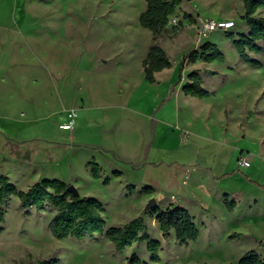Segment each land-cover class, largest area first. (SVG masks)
Segmentation results:
<instances>
[{
	"label": "rangeland",
	"instance_id": "obj_1",
	"mask_svg": "<svg viewBox=\"0 0 264 264\" xmlns=\"http://www.w3.org/2000/svg\"><path fill=\"white\" fill-rule=\"evenodd\" d=\"M145 9L146 0H0V174L22 191L43 179L73 185L78 198L104 205L106 228L142 218L161 244L160 261L151 260L145 243L118 252L105 235L57 239L53 206L26 215L13 196L1 225L0 264H130L134 255L141 264H238L252 252L264 262V189L257 188L264 186V53H249L261 63L253 68L227 36L249 32L243 2L182 0L170 18L180 26L158 40L172 67L156 84L141 66L152 44L139 24ZM255 17H264V7ZM202 19L235 26L201 38ZM205 42L226 60L185 68L186 75L200 73L210 100L177 96L159 109L183 56ZM71 111L82 121L77 133L60 128ZM241 156L252 166L236 168L238 177L212 178L234 169ZM92 157L105 169L99 179L89 172ZM113 169L124 176H112ZM150 186L156 190L143 191ZM226 191L239 203L236 214L224 209ZM151 199L159 209L186 207L199 238L183 245L173 231L164 236L152 210L145 211ZM234 231L240 234L229 238Z\"/></svg>",
	"mask_w": 264,
	"mask_h": 264
},
{
	"label": "trees",
	"instance_id": "obj_2",
	"mask_svg": "<svg viewBox=\"0 0 264 264\" xmlns=\"http://www.w3.org/2000/svg\"><path fill=\"white\" fill-rule=\"evenodd\" d=\"M244 6L243 18L249 28V32L235 39L233 34L227 36L232 40L239 57L249 63L253 68L261 67V63L251 59L249 53H264V17H255V13L264 7V0H242ZM182 0H146V9L139 16L141 27L152 33V44L142 62L145 80L155 83V74L164 69L171 68L170 59L165 50L159 45L158 40L166 31L170 17L174 16L180 7ZM187 18H192L187 16ZM226 57L216 44L205 42L200 49L193 48L182 58L179 67L178 81L187 63L195 64L199 61L205 63L224 62ZM209 75L215 72L207 71ZM188 82L182 90L185 95L199 99H208L212 93L203 87V79L198 71H192L187 76ZM174 88V86H173ZM90 173L93 178L101 177V169L96 162H91ZM119 171H114L113 176L120 177ZM247 179L252 183L248 177ZM110 179L105 178L103 184H109ZM68 184L59 179H43L34 183L26 191L19 190L5 175L0 174V234L1 226L5 221V206L13 196L20 200V206L24 213L29 214V209L42 210L51 205L56 214L50 222V231L53 237L65 239L68 237L83 240L94 236L105 235L118 252H123L133 244L145 243L151 260L160 261L159 251L161 244L154 240L147 232L145 221L136 218L123 227L106 228L103 217L104 205L95 198H76L68 191ZM264 189V186L257 184ZM143 191H153L152 188H144ZM226 201L228 209L233 208V201ZM155 221L164 236L174 232L178 243L186 245L196 241L200 231L194 222V217L183 207H170L166 210L154 208L152 210ZM37 264H52L50 260H43ZM130 264H141L138 256L130 259ZM238 264H264L256 253H249L238 261Z\"/></svg>",
	"mask_w": 264,
	"mask_h": 264
},
{
	"label": "crops",
	"instance_id": "obj_3",
	"mask_svg": "<svg viewBox=\"0 0 264 264\" xmlns=\"http://www.w3.org/2000/svg\"><path fill=\"white\" fill-rule=\"evenodd\" d=\"M258 12V11H257ZM256 12V13H257ZM256 13H255V15H256ZM143 60L144 59H142V61H141V66H142V62H143ZM105 62V61H104ZM181 63V62H180ZM171 67H172V65H171ZM179 67H180V65H179ZM142 69H143V66H142ZM165 70H167V69H164L163 71H161V72H157L156 74H155V79H156V81H155V83H152V84H156V82H157V80H158V76H159V74L160 73H162V72H164ZM187 70L188 69H186V68H184V70H183V72H182V77H181V80L180 81H178V76H179V68H178V74H177V77L175 78V79H173L172 80V82H171V84H170V86H169V95H170V98H166L164 101H162V103L160 104V107H159V109L163 106V104L164 103H166V105H168L169 104V102L172 100V98H174V97H192V96H188V95H185L184 94V92H183V90H182V88H183V86L188 82H186L185 81V78L188 76V75H186V73H187ZM207 71H211V70H207ZM143 72H144V70H143ZM213 72V71H212ZM189 74V73H188ZM144 77H145V75H144ZM151 84V83H150ZM173 86H174V88H173ZM213 95V94H212ZM212 97V96H211ZM210 97V98H211ZM196 98V97H195ZM210 98H208V99H201V101L203 100V101H209L210 100ZM199 99V98H198ZM83 104H85V103H83ZM166 105H164V107H167ZM85 106V105H84ZM81 108H83V107H81ZM82 123V121L81 120H77L76 119V125H75V128H74V130H73V133H77V131H78V128H80L81 126H80V124ZM75 131V132H74ZM91 162H97L96 161V159L94 158V157H92L91 159H90V161L88 162V166H89V164L91 163ZM149 163H151V162H145V164H149ZM98 165H100L99 163H97ZM151 164H155L156 165V163H151ZM252 165H250V167H251ZM207 170H210L211 172H212V168L211 167H205ZM236 168H238V172H239V170H243V169H245L246 167H240V166H236L234 169H232L231 171H220V172H218V173H212V178L213 179H216V180H219V181H222V179L223 178H226V177H238L240 174L238 173V172H236L237 171V169ZM100 169L102 170V169H104V167L103 166H100ZM114 171H119V172H121V176L120 177H118V178H121V177H123L124 176V172H122V171H120V170H118V169H113L112 171H111V175L113 176V172ZM89 172H90V169H89ZM101 173L102 174H104L105 175V169H104V171L102 172L101 171ZM243 173H245V172H243ZM91 174V173H90ZM246 174V173H245ZM92 176V175H91ZM247 177L250 179V176L249 175H247ZM106 178H109V177H106ZM105 179V178H104ZM110 179V178H109ZM251 180V179H250ZM133 185V184H132ZM153 190H156L155 188H153L152 186H150ZM256 187V186H255ZM257 188H259V187H257ZM259 189H261V188H259ZM173 197V196H172ZM171 197V199H172V201L174 202V200H175V197H174V199ZM225 200H227V201H233L234 203H233V208L232 209H228V207H227V205H226V201ZM157 203V202H156ZM158 204V203H157ZM222 204H223V206H224V209L226 210V212H229V213H231V214H236L237 213V211H238V209H239V203H238V201L234 198V193L233 192H231V193H229L228 191H226V192H224L223 193V196H222ZM256 204V201H254V203L253 204H251V203H249L248 204V207L249 208H252L254 205ZM172 205H173V203H172ZM173 207H183V208H186V207H184L182 204H179V203H176V205H173ZM168 208H170V207H165L164 209H161V210H166V209H168ZM187 209V208H186ZM201 209L203 210V211H205V212H207V209L205 208V207H203V206H201ZM188 210V209H187ZM189 211V210H188ZM190 212V211H189ZM191 213V212H190ZM193 217H194V215L193 214H191ZM240 217V220H244V221H246V219L248 218V216H247V213H243L242 215H240L239 216ZM194 220H195V217H194ZM238 234H240L239 232H237V231H234V232H232L230 235H229V238H236L237 237V235ZM259 243H260V246H264V240L263 239H259Z\"/></svg>",
	"mask_w": 264,
	"mask_h": 264
},
{
	"label": "built area",
	"instance_id": "obj_4",
	"mask_svg": "<svg viewBox=\"0 0 264 264\" xmlns=\"http://www.w3.org/2000/svg\"><path fill=\"white\" fill-rule=\"evenodd\" d=\"M171 18V17H170ZM180 23L177 19L170 20L167 24V28L179 27ZM235 26L233 21H217L213 19H202L200 25L198 26V33L201 38H207L212 32L217 30H230ZM77 113L74 111L69 112L67 115V120L60 125V128L64 131H72L76 125ZM238 166L240 167H250L251 163L244 157L241 156L238 159ZM174 199V197H172Z\"/></svg>",
	"mask_w": 264,
	"mask_h": 264
},
{
	"label": "water",
	"instance_id": "obj_5",
	"mask_svg": "<svg viewBox=\"0 0 264 264\" xmlns=\"http://www.w3.org/2000/svg\"><path fill=\"white\" fill-rule=\"evenodd\" d=\"M190 1V0H188ZM68 191L76 198L79 197V193L77 191V189L73 186V185H69L68 186ZM157 206L156 200L155 199H151L148 204L145 207V211H150L153 210L155 207Z\"/></svg>",
	"mask_w": 264,
	"mask_h": 264
}]
</instances>
